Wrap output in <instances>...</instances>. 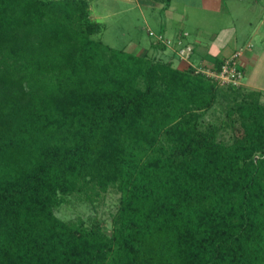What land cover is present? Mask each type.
I'll use <instances>...</instances> for the list:
<instances>
[{"label":"trees","instance_id":"16d2710c","mask_svg":"<svg viewBox=\"0 0 264 264\" xmlns=\"http://www.w3.org/2000/svg\"><path fill=\"white\" fill-rule=\"evenodd\" d=\"M107 28L88 0H0V264H264L262 95ZM110 192V229L58 216Z\"/></svg>","mask_w":264,"mask_h":264},{"label":"rangeland","instance_id":"374dc122","mask_svg":"<svg viewBox=\"0 0 264 264\" xmlns=\"http://www.w3.org/2000/svg\"><path fill=\"white\" fill-rule=\"evenodd\" d=\"M161 1L163 0H160V2L157 0H97V8L96 6L94 7L93 10L95 12L93 11L94 16L92 18L98 22L106 23L108 27L101 36L102 41L111 47L126 49L132 53L139 52L142 54L143 51L138 47L153 52L154 50H150V47L156 41V38L151 37L150 32L158 36L161 33L162 26L170 29L174 23L179 21L183 23V29L192 42L197 39L202 43H209L211 35L219 34L222 29L232 26L233 20L237 15L241 17L240 20H242V25H244L247 17L246 15L240 16L238 8L240 11L241 7L248 10L254 0H242L247 5L237 6L234 10L237 13L234 15L229 11L231 9L230 0H226L227 6H224L225 9H222L221 13L208 12L204 8L193 5L202 4L201 0H172L170 1L173 12V18L171 19L166 18L162 10L169 0L166 2L164 0V5ZM163 36L168 41L172 42L174 40L172 38L173 33L170 30L166 31V35ZM247 40V37H244L243 42H247ZM173 43L176 44L174 41ZM174 44L169 49L177 54L180 47ZM136 48L138 49L136 50ZM244 50H242L243 53ZM192 62L197 66V57L193 58ZM178 64L179 60L177 59L175 65L178 67ZM260 82L264 85V77L260 79ZM224 107H226L225 104H218L216 108L209 112L205 123H219L224 118ZM118 198L117 194L110 192L103 194L93 204L73 200L71 204L62 207L58 212V216L66 221H74L80 217L85 220L90 217H96L106 228L110 229V213L116 209Z\"/></svg>","mask_w":264,"mask_h":264},{"label":"crops","instance_id":"0c3cea01","mask_svg":"<svg viewBox=\"0 0 264 264\" xmlns=\"http://www.w3.org/2000/svg\"><path fill=\"white\" fill-rule=\"evenodd\" d=\"M88 1L91 6V14L94 16L93 13L95 11L93 9L95 6L97 8V0ZM157 1L160 2V0ZM163 1L161 2L164 5ZM166 1L167 0H165V2ZM170 1L172 0H169V3H166L164 7L161 4L163 7V13L166 18L169 19L173 18L172 4ZM230 1L231 9L229 11H231L233 15L237 13L236 11L234 12L237 6L247 5L244 4L242 0ZM200 2L202 4L198 3L193 5L204 8L208 12L221 13V10L225 9L224 6H227L226 0H201ZM242 8L243 7H241V11L238 8V12L240 13V16L246 15L247 18L246 21H244L245 24L242 25L243 22L240 20L241 17L237 15L233 20L232 26L222 29L219 34L211 35L209 43H202L197 39L192 42L183 29V23H180L179 21L174 23L170 29L162 26L159 35H166V31L170 30V32L173 33V41L176 42V44L173 43L174 45H178V42L182 41L183 45L191 46L193 48V54L189 61L180 59L178 55L169 48H166V50L154 48L156 41H154L153 45L150 47V50H154L153 52L143 50L140 47L138 48L145 53L149 52L155 58H163L166 61H171L173 65L179 69H188L190 66H193L206 70H212L219 59L226 60L235 52L245 49L242 57V64L245 73L242 90L244 93H260L262 95L261 101H264V85L260 82V79L264 77V0H254L253 3L250 4V10L245 8L244 10ZM244 37H247V42H243ZM138 48H136V50ZM133 54L139 55L140 53L137 52ZM166 54H168V56H166ZM195 57H197L198 61L197 66L192 62ZM177 59L179 60L178 67L175 65Z\"/></svg>","mask_w":264,"mask_h":264},{"label":"built area","instance_id":"2783aa9c","mask_svg":"<svg viewBox=\"0 0 264 264\" xmlns=\"http://www.w3.org/2000/svg\"><path fill=\"white\" fill-rule=\"evenodd\" d=\"M150 35L151 37H155L157 42L166 45L168 48L173 44V42L166 40L162 35L156 36L153 32H150ZM178 46L180 47L177 52L178 57L184 61H189L191 55L193 54V48L191 46L183 45L182 41L178 42ZM242 57V50L235 52L224 61L220 72L204 70L202 68H197V70L199 73H203L210 78H214L222 87H240L242 86L244 77V72L241 70L243 67Z\"/></svg>","mask_w":264,"mask_h":264}]
</instances>
